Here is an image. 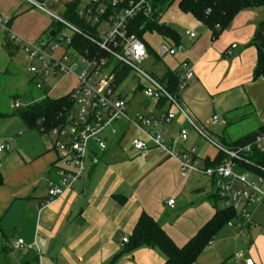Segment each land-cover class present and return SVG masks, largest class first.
Wrapping results in <instances>:
<instances>
[{
  "label": "crops",
  "instance_id": "obj_1",
  "mask_svg": "<svg viewBox=\"0 0 264 264\" xmlns=\"http://www.w3.org/2000/svg\"><path fill=\"white\" fill-rule=\"evenodd\" d=\"M72 1L59 0L52 10L61 14L64 4ZM263 14L262 9L245 10L218 38L212 39L208 29L190 15L180 13L176 17L183 31H175L180 37L176 49L180 56L176 52L169 56L176 60L171 67L163 64L164 58L160 59L163 68L159 74H152L161 79L166 71L179 69L184 63L192 66L193 80L178 93L179 102L216 141L233 143L249 134L264 133V77L252 79L257 53L250 46ZM0 18L8 22L12 35L32 43L41 41L51 23L25 0H0ZM163 18L162 14L160 22L170 25L168 18ZM186 31L194 32L196 38L188 40ZM4 37L0 31V51L9 57L23 51L16 44L17 50L7 51ZM143 44L149 56L152 51ZM169 48H173L171 44ZM62 52L61 48L54 56L60 57ZM139 86H135L134 93ZM124 100L130 116L168 109L167 104L158 108L149 101L132 113ZM213 116L220 118L216 124L211 122ZM15 117L0 118V145L4 146L0 153V264H163L164 257L155 248L124 251L123 240H128L141 213L158 222L179 247L215 213L209 201L216 192L213 181L206 178L208 185L201 188L199 174L180 172L178 156L191 149L184 147L188 139L172 149L173 157L152 145L147 151H135L130 137H145L123 122L116 125L117 135L111 142L104 136V152L98 148L99 156L94 150L88 152L89 165L71 190L49 201L47 182H57L61 168L54 150L56 139L51 145L48 134L27 131ZM154 130L167 144L178 138L180 130L193 133L179 114ZM208 148L200 159L201 169L216 159L217 151L212 146ZM239 171L251 181L260 177ZM261 178L259 188L264 193V176ZM168 200L173 204L168 205ZM251 212L248 220L227 225L217 234V254L220 248L223 251L234 245L227 254L233 264H244L247 259L264 264V207ZM17 241L22 245L15 248Z\"/></svg>",
  "mask_w": 264,
  "mask_h": 264
},
{
  "label": "built area",
  "instance_id": "obj_2",
  "mask_svg": "<svg viewBox=\"0 0 264 264\" xmlns=\"http://www.w3.org/2000/svg\"><path fill=\"white\" fill-rule=\"evenodd\" d=\"M32 8L48 17L51 23L58 27L52 31V37L48 42L27 43L12 35L8 28V22L0 18V31L6 34L11 42L18 45L26 55L29 68L28 73L33 77L34 86L41 85L44 78L50 76L73 75L75 84L66 98L70 104L65 124L53 130L56 141L54 150L58 160L63 166L58 169L59 180L47 182V199L53 200L71 190L73 185L83 177L84 161L88 154L87 144L96 143L100 152L106 148L105 133L111 136L117 135V124L120 122L129 125L135 132L144 135L145 139L130 137V146L133 150L144 152L152 145L156 150L173 157L172 149L185 143L188 134L180 130L178 138L168 144L162 136L154 130L158 125L171 122L176 114L193 129L196 134L205 139L210 145L228 157L225 163L215 167L198 168L196 148L184 151L178 156L180 172L184 175L197 173L213 181L216 193L222 201L223 208L241 214L243 220H248L246 207L250 204L264 206V193L259 188L262 178L251 181L238 169L237 162L244 155L252 151L264 152V133L255 136L253 142L237 150H225L215 140L211 139L205 126L198 125L181 106L177 94L183 91L193 80L192 66L184 63L177 74V92L175 95L166 91L152 74L142 70L141 66L149 56L143 42L128 32V23L137 16L149 17L152 12V0H96L78 11L79 18L94 28V34L90 40L94 43L92 50L78 52L72 46V39L76 35H82L79 28L64 20L60 14L54 12L52 7L59 0H25ZM188 40H194V32L184 33ZM53 44L48 49L49 43ZM63 49L60 57L54 54ZM60 48V49H61ZM235 49V46L231 47ZM52 52V54H50ZM175 48H160L159 57L173 56ZM77 65H83V70L74 75ZM123 69L133 73L143 87L142 93L150 102L156 104L163 100L168 109L159 110L155 114H136L130 116L127 112V103L119 87L114 85L116 74ZM49 96V91H48ZM18 108V104H15ZM218 116H213L211 122H219ZM64 139V142L59 140ZM105 139V140H104ZM4 146L0 145V153ZM168 205L173 200H168ZM234 223H229L228 226ZM240 225V224H239ZM264 229V226L262 227ZM127 243V239L123 240ZM22 245L17 241L15 248ZM210 245V244H209ZM244 264H254L250 259Z\"/></svg>",
  "mask_w": 264,
  "mask_h": 264
},
{
  "label": "trees",
  "instance_id": "obj_3",
  "mask_svg": "<svg viewBox=\"0 0 264 264\" xmlns=\"http://www.w3.org/2000/svg\"><path fill=\"white\" fill-rule=\"evenodd\" d=\"M79 3L80 0H73L64 4V9L60 14L64 20L79 28L82 32V35H76L72 39V46L78 52L86 49L92 50L94 47V43L90 40V37L94 34V28L86 24L84 19L79 18ZM174 3H177L180 13L190 15L195 21L208 29L211 32L212 39L218 38L239 13L248 9H262L264 12V0H152L151 15L149 17L140 15L131 20L127 27L129 34L135 35L144 43L143 34L154 31L164 41L177 49L180 44L179 35L170 25L158 22L164 10ZM57 29V26L50 23L47 31L51 34L52 31ZM50 34L48 38L52 37ZM4 36L5 49L9 52L17 50V46L9 40L8 36L6 34ZM250 46L254 47L257 53L256 65L252 73V79L256 80L264 77V14L256 27ZM156 59L160 61L159 56ZM179 69L166 71L161 79L153 77L164 86L168 93L175 95ZM128 75V70L123 69V71H120L116 74L114 85L119 87ZM27 86H34L33 79L27 83ZM142 89L143 87L140 85L139 91H142ZM166 104L163 100L156 103L158 108ZM69 106L70 104L66 97L53 100L48 97L47 91L43 93V98L40 101L27 104L16 116L23 122L27 131L38 130L41 134H48L50 131L58 129L65 124ZM14 112L15 110L10 113H0V118L15 115ZM258 134L260 133L246 135L233 143L224 140L215 141L225 150H237L251 144ZM211 139L213 138L211 137ZM227 160L228 157L225 154L217 151L214 163L206 164L205 167L212 168L225 163ZM237 166L239 170L263 177L264 152L252 151L250 154L244 155L242 160L237 162ZM209 201L215 208L214 215L184 245L177 246L167 236L158 222L145 213H141L125 244L124 251L131 253L142 247L155 248L163 255V264H196L200 254L213 242L216 235L224 227L229 223L238 224L243 222L241 214L232 210V208L222 207L217 209V202L220 201V198L216 192L209 197Z\"/></svg>",
  "mask_w": 264,
  "mask_h": 264
},
{
  "label": "rangeland",
  "instance_id": "obj_4",
  "mask_svg": "<svg viewBox=\"0 0 264 264\" xmlns=\"http://www.w3.org/2000/svg\"><path fill=\"white\" fill-rule=\"evenodd\" d=\"M96 0H80L79 7L82 9L85 5L90 4L91 2H95ZM104 2H108L109 0H103ZM176 16H180V11L178 9L177 3L172 4L170 7L166 8L163 12V19L168 18V23L177 33L183 31V24L177 19ZM160 18L158 22H160ZM50 32L45 33L41 37V41L45 43L48 42V35ZM143 41L146 43L148 48L152 51L149 55L148 60L141 66L142 70L150 74H159L160 70L163 68V65L160 61H157L156 56H159L161 46H165L169 48L170 43L164 41L157 33L153 32H145L143 34ZM22 41L27 43H32L27 40L21 38ZM53 46L52 42L49 43L48 49ZM61 47H59L60 49ZM0 113H10L12 111H16L18 108H23L27 104H33L34 102H38L43 98V93L49 91L50 99H58L62 97H66L68 93L74 86L75 79L73 75L68 76H50L44 78L42 80L41 85L38 87L32 86L28 87L27 83L32 79V75L28 73V62L26 60V55L23 51H18L13 57H9V55L5 51H0ZM52 54V52L50 53ZM56 54V53H55ZM155 54V55H154ZM176 56H180V53L176 50ZM171 57L165 56L163 59V64L171 67L172 62L176 60L170 59ZM83 70V65H77V70L74 72V75H78ZM139 83L138 78L135 74L130 73L128 77L124 80V82L119 86L118 91L122 94L123 98L128 101L129 108H131L132 113L134 111L139 110L140 106L146 102L147 100L141 91H136L135 86ZM18 104V108H15V104ZM128 108V109H129ZM129 112V110H128ZM15 120H18L19 117H15ZM20 120V119H19ZM109 137L110 142L115 139L109 133H105ZM48 140L51 142V145L55 141L56 137L54 131H50L48 133ZM175 139V137H174ZM60 142H64V139L59 140ZM196 147L197 150V165L200 167L199 163H201L200 159L204 157L205 151L208 150V146L211 147L210 143L205 139L199 137L196 132L188 133V142L185 144L186 149H190ZM88 151H96L97 145L96 143L90 141L87 144ZM98 151V150H97ZM96 151V153H98ZM99 156V153L98 155ZM89 162L86 159L84 161V167L88 166ZM59 166L62 167L63 163L59 161ZM199 178V186L201 188L207 187L208 181L207 179L200 175ZM51 179V178H50ZM201 195V194H200ZM212 206V205H211ZM259 206L264 207L263 205L250 204L246 207L247 212H249V217H251L252 209L258 208ZM213 207V206H212ZM211 207V209H212ZM222 208V201L217 202V209ZM244 229L246 228V222L244 224ZM243 229V230H244ZM216 235L214 241L207 246V248L200 254L198 257L197 264H233L231 262L232 257L227 256L230 250H233L234 245L224 247V250L219 249L217 254V239ZM242 242H244L242 240ZM244 244V243H243ZM219 245V244H218ZM221 245V244H220ZM240 248V247H238ZM245 250H247V246H245ZM234 255L238 253L233 252ZM230 257V258H229ZM229 258V259H228ZM231 259V260H230ZM235 261V259H234Z\"/></svg>",
  "mask_w": 264,
  "mask_h": 264
},
{
  "label": "water",
  "instance_id": "obj_5",
  "mask_svg": "<svg viewBox=\"0 0 264 264\" xmlns=\"http://www.w3.org/2000/svg\"><path fill=\"white\" fill-rule=\"evenodd\" d=\"M52 35H53V34L51 33L50 36H52ZM22 109H23V108H18V109L14 112V114L17 115Z\"/></svg>",
  "mask_w": 264,
  "mask_h": 264
}]
</instances>
